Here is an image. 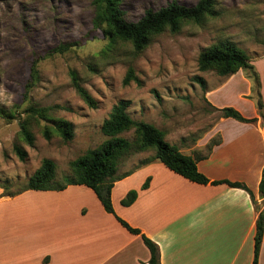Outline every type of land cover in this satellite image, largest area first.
Segmentation results:
<instances>
[{"label": "rangeland", "instance_id": "rangeland-1", "mask_svg": "<svg viewBox=\"0 0 264 264\" xmlns=\"http://www.w3.org/2000/svg\"><path fill=\"white\" fill-rule=\"evenodd\" d=\"M91 1L0 0V180L10 181L9 191H22L44 158L55 166L50 184L63 185L73 175L70 163L109 138L101 124L121 98L130 101L127 111L133 119L159 128L168 144L192 156L206 154L218 142L217 135L210 133L220 117L214 106H233L264 122V0H213L212 14L198 23L183 21L176 32L165 28L139 50L128 40L111 42L93 27ZM172 1L186 6L196 2L121 0V8L124 18L134 22L145 10ZM220 40L242 49L252 67L231 75H220L213 67L199 69V53ZM58 46L63 47L61 52L47 54ZM36 56L42 57L37 79L25 93L30 62ZM72 71L94 99V107L76 91ZM196 77L203 79L204 87ZM217 86L211 102L208 92ZM31 107L45 108L44 114L32 115ZM60 120L71 123L68 140L55 131ZM23 121L33 135L32 143L21 135ZM44 128L49 130L48 138L43 136ZM117 136L130 142L136 139L133 127ZM14 145L25 151L23 159ZM153 156L152 147L130 148L118 158L116 175ZM33 215L35 190L0 196L3 235L33 233Z\"/></svg>", "mask_w": 264, "mask_h": 264}, {"label": "crops", "instance_id": "crops-1", "mask_svg": "<svg viewBox=\"0 0 264 264\" xmlns=\"http://www.w3.org/2000/svg\"><path fill=\"white\" fill-rule=\"evenodd\" d=\"M220 86L208 92L211 102ZM210 133L219 141L206 154L194 155L197 169L210 180L241 182L252 196L226 183L189 180L158 159L114 182L115 215L82 184L35 189V231L8 237L0 226V264H146L150 253L140 235L116 216L157 245L159 264H251L257 214L264 211L259 192L264 122L220 116ZM146 179L148 186L141 188ZM132 189L137 191L134 201L121 204ZM257 264H264V222Z\"/></svg>", "mask_w": 264, "mask_h": 264}, {"label": "trees", "instance_id": "trees-1", "mask_svg": "<svg viewBox=\"0 0 264 264\" xmlns=\"http://www.w3.org/2000/svg\"><path fill=\"white\" fill-rule=\"evenodd\" d=\"M94 15L92 18L93 27L101 29L103 35L111 42L115 39H123L131 42L134 49H142L149 41L151 35L156 34L165 28L170 32H176L183 21L200 22L205 14H212L213 0H196L191 6L179 4L172 1L164 7L157 10L147 9L137 21L131 22L124 18V11L121 8V0H92ZM264 44V40H263ZM62 46L51 49L47 54L61 52ZM42 57H34L29 66L28 79L24 85V92L27 93L34 85L37 79V64ZM198 67L205 70L209 67L216 69L220 75H231L238 69L251 68L248 57L245 52L238 48L234 43L228 40H220L214 45L206 47L198 55ZM72 83L78 94L89 105L94 107L95 101L92 96L77 81L73 71L71 72ZM197 81L204 87V81L196 77ZM127 79H124V83ZM130 101L121 98L115 102L108 117L101 124V131L109 136L103 143L93 149H88L84 154L70 163L73 169L72 177H67L65 183L59 186L50 184L55 172V166L52 160L44 158L40 166L28 177L23 190H47L63 189L68 184H82L93 190L100 201L104 210L114 214L111 202V187L114 182L126 172L116 175L118 158L130 148L135 147L138 150L152 147L154 149V158L158 159L169 169L198 183H226L231 187H241L249 192L248 187L235 181L227 179L210 180L197 169L196 158L192 155L183 154L174 146L168 144L163 138V132L143 120L133 119L127 109ZM219 112L221 117H231L241 122L252 123L256 117H246L233 106L213 107ZM45 108L36 109L31 107L29 112L32 115L41 114ZM134 128L136 139L130 142L126 138L117 136L118 133ZM55 131L65 140L72 136V126L68 121L60 120L55 125ZM21 135L28 143H32L33 135L26 126V122H21ZM43 136L49 137V130L44 128ZM219 141V139H218ZM218 143V142H216ZM215 143V144H216ZM14 151L20 159L25 156V151L17 145H14ZM150 161V160H149ZM148 161L143 162L142 164ZM149 179L141 185V188L148 186ZM10 181L0 180L2 195L13 196L17 193L9 191ZM259 192L264 195V168L259 181ZM137 195V191L129 190L121 199V204H131ZM117 220L131 233L140 235L144 245L148 248L150 257L146 264H159V251L157 245L141 231L128 224L125 220L116 216ZM264 211L258 210L255 223L254 235V254L251 264H257L258 252L263 235Z\"/></svg>", "mask_w": 264, "mask_h": 264}, {"label": "water", "instance_id": "water-1", "mask_svg": "<svg viewBox=\"0 0 264 264\" xmlns=\"http://www.w3.org/2000/svg\"><path fill=\"white\" fill-rule=\"evenodd\" d=\"M258 106H259V104H258Z\"/></svg>", "mask_w": 264, "mask_h": 264}]
</instances>
